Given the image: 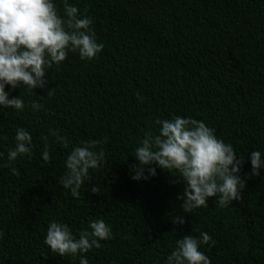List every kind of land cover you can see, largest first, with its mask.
Returning a JSON list of instances; mask_svg holds the SVG:
<instances>
[{"label": "trees", "instance_id": "16d2710c", "mask_svg": "<svg viewBox=\"0 0 264 264\" xmlns=\"http://www.w3.org/2000/svg\"><path fill=\"white\" fill-rule=\"evenodd\" d=\"M68 2L94 18L105 47L91 61L69 52L44 88L10 90L42 110L0 107V264H79L45 245L47 226L62 221L78 236L95 219L111 225L112 237L86 254L90 264H164L176 240L200 232L216 241L201 245L212 264H264V166L257 175L250 163L251 151L264 152V0ZM57 7L62 13L63 0ZM173 115L205 121L244 157L240 199L222 207L210 197L184 213L178 173L157 167L148 180L132 179L144 134ZM21 127L33 136L32 154L9 162ZM92 139L105 160L77 199L59 180L72 148ZM175 215L185 223L174 224Z\"/></svg>", "mask_w": 264, "mask_h": 264}, {"label": "clouds", "instance_id": "9594fccd", "mask_svg": "<svg viewBox=\"0 0 264 264\" xmlns=\"http://www.w3.org/2000/svg\"><path fill=\"white\" fill-rule=\"evenodd\" d=\"M63 12L57 0H0V107L23 111L31 107L39 111L44 105L37 100L19 96L11 97L10 90L26 86L30 91L44 88L53 65L59 66L69 52H78L82 60L91 61L103 51L93 27L94 18L80 12L75 4L63 0ZM10 86V89H9ZM53 89L47 95H53ZM137 98H143L137 94ZM158 131H148L135 149L134 180H148L157 175V167L174 174L184 183L178 196L181 210L193 213L194 209L208 206V199L216 197L222 207L240 199L241 167L244 157H237L232 143L216 135L214 128L205 121L192 117L173 115L171 119H157ZM57 142L68 147V140L53 132ZM15 146L8 149V161H16L22 155L31 156L33 136L21 127L16 129ZM43 159L50 160L48 137H44ZM102 141L86 140L74 146L68 153L66 171L59 183L69 189L74 198H79L81 188L90 170L98 169L105 160L103 149L97 150ZM253 174H260L264 166V152H250ZM14 174L18 169L12 168ZM92 192H100L98 185ZM174 224H184L182 215L172 218ZM198 231V230H197ZM4 237L0 231V240ZM112 237V228L104 219L89 222L78 236L69 224L52 220L47 226L44 243L52 252L61 256L79 257V264H90L87 253L102 247L101 241ZM216 241L207 232L199 236L191 234L176 240V247L168 254L164 264H212L201 250V245L215 246Z\"/></svg>", "mask_w": 264, "mask_h": 264}]
</instances>
